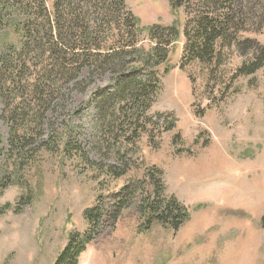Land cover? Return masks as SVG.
<instances>
[{"label":"rangeland","instance_id":"1","mask_svg":"<svg viewBox=\"0 0 264 264\" xmlns=\"http://www.w3.org/2000/svg\"><path fill=\"white\" fill-rule=\"evenodd\" d=\"M55 1L48 0L51 11ZM126 5L138 20L144 55L157 45L148 35L150 28L180 29L168 63L159 69L161 75L169 67L170 72L162 76L150 111L170 116L161 119L156 130L161 132L158 147L144 136L138 143L142 171L104 185L95 180L86 162L43 154L0 199L1 209L10 206L0 217V264H56L72 235L87 233L85 214L98 197L104 195L106 204L112 205L113 194L153 166L164 173L167 195L188 208V223L176 234L159 225L138 234L134 209L124 212L117 225L103 218L106 223L77 264H264V70L235 80L237 70L252 59L243 58L235 48L219 49L218 65L194 63L181 69L184 11L173 10L169 0H126ZM246 38H256L264 46V32ZM111 79L107 75L83 94L74 93L68 116H62L64 111L51 120L56 129H66L70 140L82 145L94 162L107 160L105 124L96 97L114 89ZM1 111L0 106L6 154L9 124L1 119ZM171 123L175 128L167 132ZM178 136L183 142H176ZM100 179L105 183V177Z\"/></svg>","mask_w":264,"mask_h":264},{"label":"trees","instance_id":"2","mask_svg":"<svg viewBox=\"0 0 264 264\" xmlns=\"http://www.w3.org/2000/svg\"><path fill=\"white\" fill-rule=\"evenodd\" d=\"M169 2L187 17L181 69L194 63L218 65L219 49L235 48L243 58L252 56L237 70L235 80L264 70V46L256 38L243 39L264 32V0ZM47 3L0 0V106L10 135L6 154L0 137V199L43 154L86 162L100 185L142 171L138 143L148 136L150 145L158 147L161 132L156 130L162 126L161 119L170 118L150 111L161 91L162 76L170 72L169 67L161 75L159 69L168 63L170 50L180 38L179 27L150 28L148 35L157 45L144 55L139 48L138 20L126 0H56L52 11ZM107 75L115 87L96 97L106 130L104 163L89 160L82 145L72 142L69 132L56 129L51 120L64 111L62 116L67 117L73 94H83ZM166 126L167 132L175 128L173 123ZM175 140L183 142L180 136ZM163 177L155 166L145 169L142 178L131 179L112 195L110 206L101 194L95 207L86 211L87 233L73 234L56 264H77L95 232L106 223L103 218L117 225L129 210L139 216L138 234L154 225L178 233L190 213L167 195ZM9 208H0V217Z\"/></svg>","mask_w":264,"mask_h":264}]
</instances>
